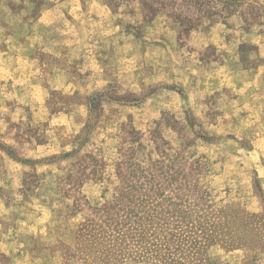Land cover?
Returning <instances> with one entry per match:
<instances>
[{
  "label": "rangeland",
  "instance_id": "1",
  "mask_svg": "<svg viewBox=\"0 0 264 264\" xmlns=\"http://www.w3.org/2000/svg\"><path fill=\"white\" fill-rule=\"evenodd\" d=\"M45 1L0 0V19L18 29ZM50 1L110 48L109 83L86 98L70 151L51 159L57 183L36 197L32 169L23 184L0 169V264H264V192L239 152L251 137L230 134L211 98L212 111L197 103L210 67L264 65V0L206 1V13L190 0ZM70 101L53 91L52 113Z\"/></svg>",
  "mask_w": 264,
  "mask_h": 264
},
{
  "label": "crops",
  "instance_id": "2",
  "mask_svg": "<svg viewBox=\"0 0 264 264\" xmlns=\"http://www.w3.org/2000/svg\"><path fill=\"white\" fill-rule=\"evenodd\" d=\"M29 6L38 12L33 17L23 15V26L18 29L0 19V169L12 170L8 181L20 184L32 169L39 175L36 196L42 194L44 185L58 182L48 174L55 168L51 159L70 151L87 118L86 98L109 83L110 48L102 53L99 40L95 41L98 46L91 45L94 30L90 31L89 25L79 27L76 16L60 17L59 7L50 0L30 2ZM85 7L79 17L93 12L92 5ZM104 7L102 16L109 12ZM129 16L134 19V15ZM115 20L111 13L106 22ZM258 51L262 57L261 48ZM205 73L202 80L197 79L202 83L197 103L211 110L207 103L211 98L218 117L231 121L230 134L243 136L240 140L251 137L250 145H241L239 152L246 157L245 166L257 173L264 192V65L235 68L225 64L212 66ZM178 84L187 89L183 79ZM57 90L71 101L66 110L53 114L49 102ZM206 110L203 115L200 112L202 118ZM6 232L0 221V247L5 246Z\"/></svg>",
  "mask_w": 264,
  "mask_h": 264
},
{
  "label": "trees",
  "instance_id": "3",
  "mask_svg": "<svg viewBox=\"0 0 264 264\" xmlns=\"http://www.w3.org/2000/svg\"><path fill=\"white\" fill-rule=\"evenodd\" d=\"M195 1V0H194ZM193 0H190V2H192V4L194 5H197L199 8H200V10H202V12H209V10H211L210 9V7H208V5H209V3H206V1H208V2H210L211 3V0H196L195 2H194ZM212 8H214L213 6H212ZM136 235H140L139 237H141V235H143V232H139V233H136ZM112 236V235H111ZM114 237V240L116 239V240H121L122 241V243L124 244L125 242H126V240H127V238L126 237H124V235L123 234H121V231H118L117 232V236H113ZM112 237V238H113ZM139 237H137V239L138 240H143V239H139ZM130 238V237H129ZM143 238V237H142ZM126 239V240H125ZM134 238L133 237H131V240L130 239H128V243L127 244H125V247H124V249L126 250V249H129L130 247H131V245H130V243L131 242H134V240H133ZM112 241V240H111ZM113 247L111 246L109 249H108V252L109 253H111L112 252V249ZM149 248H148V246H146L145 247V251H142V253H137V254H140L139 255V257H141V258H143V257H145V254H148L149 252L147 251ZM113 256V255H112ZM123 260V259H122ZM115 261L117 262V261H121V259H115ZM160 264H167V263H164V262H161Z\"/></svg>",
  "mask_w": 264,
  "mask_h": 264
}]
</instances>
